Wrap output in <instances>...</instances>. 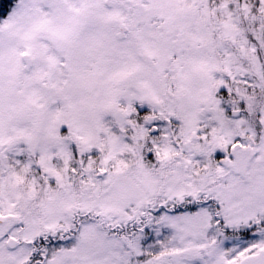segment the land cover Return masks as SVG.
Here are the masks:
<instances>
[{
	"label": "snow or ice",
	"instance_id": "1",
	"mask_svg": "<svg viewBox=\"0 0 264 264\" xmlns=\"http://www.w3.org/2000/svg\"><path fill=\"white\" fill-rule=\"evenodd\" d=\"M0 264H264V0H0Z\"/></svg>",
	"mask_w": 264,
	"mask_h": 264
}]
</instances>
